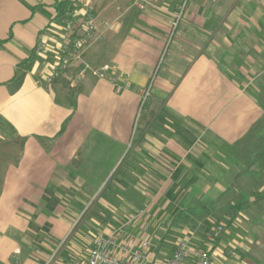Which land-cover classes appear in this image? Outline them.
<instances>
[{
    "label": "crops",
    "instance_id": "obj_1",
    "mask_svg": "<svg viewBox=\"0 0 264 264\" xmlns=\"http://www.w3.org/2000/svg\"><path fill=\"white\" fill-rule=\"evenodd\" d=\"M59 1L0 0V264H87L92 239L115 233L146 239V264L181 240L214 264H264V0H188L146 128L171 30L161 8L181 0H67L57 19ZM87 15L101 36L73 64L107 77L46 84L64 20Z\"/></svg>",
    "mask_w": 264,
    "mask_h": 264
},
{
    "label": "built area",
    "instance_id": "obj_2",
    "mask_svg": "<svg viewBox=\"0 0 264 264\" xmlns=\"http://www.w3.org/2000/svg\"><path fill=\"white\" fill-rule=\"evenodd\" d=\"M149 1L150 0H133L134 4L140 7L148 4ZM187 1L188 0L180 2L174 10H168L165 7L161 8L164 12L169 13L170 15L171 35H173L180 19L182 18ZM64 22L69 27H71L73 23L79 22L80 34L72 40L66 38L61 42L51 70L45 77L46 84H50L59 78L71 64L76 61H82L83 49L85 46L101 36V33L98 32L95 25L94 18L91 15H87L83 19L75 20L66 18ZM102 27L103 29H107L111 27V24L103 22ZM36 51L38 53H43L45 51L44 43L41 40L36 44ZM109 69L110 66L107 64L99 68H89L87 65L83 64L80 71L84 72L90 70L97 77L105 79ZM126 75H124L125 78ZM118 77L117 72L114 71L108 80L111 83L116 84ZM147 94H149V87L144 91L141 104L146 99ZM217 228L218 230H221L222 225ZM121 230L122 227L117 233L121 234L123 232ZM116 235L117 234L115 233L106 239L100 236H95L91 241L87 264H146L144 258L146 257V250L149 247V242L146 239H140L135 246H131L129 241L133 240V235L125 233L123 237L124 239L121 242H118ZM107 245H110L111 248H119L122 254L119 255L113 252V250L108 248ZM186 260H189L190 264H214L212 253L208 248L194 247L183 240L177 243L175 250L165 264H182V262ZM64 264L76 263L72 260H66Z\"/></svg>",
    "mask_w": 264,
    "mask_h": 264
},
{
    "label": "trees",
    "instance_id": "obj_3",
    "mask_svg": "<svg viewBox=\"0 0 264 264\" xmlns=\"http://www.w3.org/2000/svg\"><path fill=\"white\" fill-rule=\"evenodd\" d=\"M70 3L71 2L67 1V0L54 3V8L56 10L55 18L64 19L66 14L70 12ZM79 34H80V23L75 22L69 28L67 39L72 40V39L76 38L77 36H79ZM81 67H82V63L71 64L62 73V75L59 77V78L66 79V80H64L65 87L67 88V90L71 91L72 93H76L79 91V85L77 86L76 84H74L73 86H71L70 81L74 80V78L77 76V74H79ZM59 78H57V79H59ZM72 102H73V99H72ZM150 111H152V109L147 104V101L145 99L144 102L140 105V111H139V116H138V120L141 123H144L145 128L151 124V122L156 118V115H157L156 111L149 113ZM24 139L25 138L18 139V142L21 143V142H23ZM217 227L218 226L213 227V229H212L213 232L219 231ZM222 229H223V227H222Z\"/></svg>",
    "mask_w": 264,
    "mask_h": 264
},
{
    "label": "rangeland",
    "instance_id": "obj_4",
    "mask_svg": "<svg viewBox=\"0 0 264 264\" xmlns=\"http://www.w3.org/2000/svg\"><path fill=\"white\" fill-rule=\"evenodd\" d=\"M184 2V0H181V2ZM188 8V1H187V3H186V6H185V10H184V13H183V17H184V14H185V11H186V9ZM182 17V18H183ZM181 20V19H180ZM179 23H180V21H179ZM172 35L171 34H169L168 35V38L166 39V41L164 42V49H163V52H162V54L160 55V57H159V61L156 63V66H155V68H154V70H153V72H152V75H151V77H150V80L148 81V85L146 86V89L145 90H147V88L149 87V94L151 93V92H153V87L152 86H155L154 85V83L155 82H157L158 81V78H160V75H161V73H162V71H163V68H164V66H165V60H166V58H165V56H164V53H165V51H166V48L167 47H170L169 48V52H170V50L173 48V46H174V40L172 39V37H171ZM166 43V44H165ZM166 46V47H165ZM153 80H154V83H153ZM144 90V91H145ZM149 94H147L146 95V99L148 98V96H149ZM144 100V99H143ZM138 123V118H137V122H136V124ZM136 126V125H135ZM135 131V130H134Z\"/></svg>",
    "mask_w": 264,
    "mask_h": 264
}]
</instances>
